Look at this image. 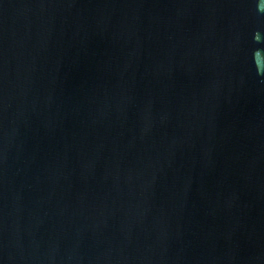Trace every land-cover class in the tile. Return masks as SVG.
<instances>
[{"label": "water", "instance_id": "obj_1", "mask_svg": "<svg viewBox=\"0 0 264 264\" xmlns=\"http://www.w3.org/2000/svg\"><path fill=\"white\" fill-rule=\"evenodd\" d=\"M0 264H264V0H0Z\"/></svg>", "mask_w": 264, "mask_h": 264}, {"label": "clouds", "instance_id": "obj_2", "mask_svg": "<svg viewBox=\"0 0 264 264\" xmlns=\"http://www.w3.org/2000/svg\"><path fill=\"white\" fill-rule=\"evenodd\" d=\"M257 39H258V37H257Z\"/></svg>", "mask_w": 264, "mask_h": 264}]
</instances>
